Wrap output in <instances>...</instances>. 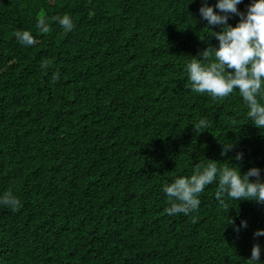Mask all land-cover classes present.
<instances>
[{
  "label": "trees",
  "instance_id": "16d2710c",
  "mask_svg": "<svg viewBox=\"0 0 264 264\" xmlns=\"http://www.w3.org/2000/svg\"><path fill=\"white\" fill-rule=\"evenodd\" d=\"M217 3L208 0L223 15ZM201 7L0 0V195L11 189L22 205H0V264H264V236H254L264 203L225 196V208L214 182L188 215L164 211L163 186L198 163L256 167L264 180V130L238 89L223 100L190 89L186 63L218 47L211 33L222 30L207 26ZM65 14L71 31L53 20ZM18 30L36 44L22 45ZM201 119L208 128L197 132ZM257 243L260 261H251Z\"/></svg>",
  "mask_w": 264,
  "mask_h": 264
},
{
  "label": "clouds",
  "instance_id": "9594fccd",
  "mask_svg": "<svg viewBox=\"0 0 264 264\" xmlns=\"http://www.w3.org/2000/svg\"><path fill=\"white\" fill-rule=\"evenodd\" d=\"M241 2L242 0H218L215 7L224 13L221 15L209 6L208 0H202L200 13L207 20V26H222L221 31L211 33L219 41V46H209L198 56L191 55L193 58L186 63L185 71L193 93L207 94L214 100H223L238 89L247 105L249 120L264 130V103H261L264 100V0H253L246 12L238 9ZM229 14L240 17L235 26L228 23ZM53 20L65 30L71 31L74 27L68 14L53 17ZM37 29L43 34L50 31L47 16L38 15ZM14 35L25 46H33L37 42L28 30H18ZM200 39L204 40L201 36ZM49 66L48 60L42 61V69L47 70ZM58 78V74L53 75V80ZM194 128L197 132H202L208 128V123L201 119L194 124ZM231 146L226 144L222 154H226ZM236 159H242V154H237ZM260 176L261 171L256 167L242 174L239 168L228 164L218 167L215 162L198 163L191 176H178L172 183L163 186L170 205L164 211L168 215H188L199 208L200 194L214 182L217 183L215 197L225 208L228 207L225 196L229 200L264 203V180ZM251 177L256 179L252 180ZM0 205L13 211H18L22 206L11 189L0 195ZM243 226L247 227V221L243 222ZM254 236H264V229L257 230ZM260 256V245L254 244L250 260L260 261Z\"/></svg>",
  "mask_w": 264,
  "mask_h": 264
}]
</instances>
